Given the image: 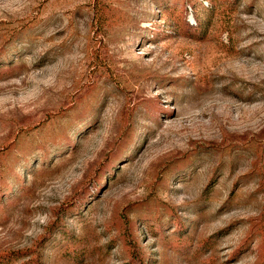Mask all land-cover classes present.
<instances>
[{"label":"rangeland","instance_id":"1","mask_svg":"<svg viewBox=\"0 0 264 264\" xmlns=\"http://www.w3.org/2000/svg\"><path fill=\"white\" fill-rule=\"evenodd\" d=\"M0 264H264V0H0Z\"/></svg>","mask_w":264,"mask_h":264}]
</instances>
